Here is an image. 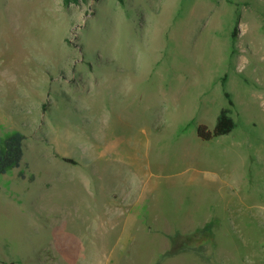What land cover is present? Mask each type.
<instances>
[{"label": "rangeland", "instance_id": "374dc122", "mask_svg": "<svg viewBox=\"0 0 264 264\" xmlns=\"http://www.w3.org/2000/svg\"><path fill=\"white\" fill-rule=\"evenodd\" d=\"M0 30V264H264V0H0Z\"/></svg>", "mask_w": 264, "mask_h": 264}, {"label": "trees", "instance_id": "16d2710c", "mask_svg": "<svg viewBox=\"0 0 264 264\" xmlns=\"http://www.w3.org/2000/svg\"><path fill=\"white\" fill-rule=\"evenodd\" d=\"M69 0H67L68 2ZM124 4L125 0H119ZM237 29L234 31L236 36ZM236 124L234 119L229 115V110L222 111L217 125L213 131L205 125L199 128V137L204 141H211L214 138L231 133ZM26 137L22 133H14L9 136L5 141L1 142L3 147L0 148V176L8 173L14 168L21 165L24 157V141Z\"/></svg>", "mask_w": 264, "mask_h": 264}, {"label": "bare ground", "instance_id": "6f19581e", "mask_svg": "<svg viewBox=\"0 0 264 264\" xmlns=\"http://www.w3.org/2000/svg\"><path fill=\"white\" fill-rule=\"evenodd\" d=\"M1 30H2V29H1ZM1 30H0V31H1ZM19 32H20V31H19ZM7 33H8V32H7ZM0 55H1V54H0Z\"/></svg>", "mask_w": 264, "mask_h": 264}]
</instances>
